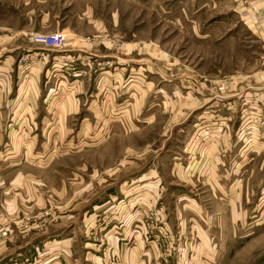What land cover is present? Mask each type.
Listing matches in <instances>:
<instances>
[{
  "label": "rangeland",
  "instance_id": "1",
  "mask_svg": "<svg viewBox=\"0 0 264 264\" xmlns=\"http://www.w3.org/2000/svg\"><path fill=\"white\" fill-rule=\"evenodd\" d=\"M238 20L226 0H0V59L29 62L36 100L10 118L0 71V264H264V51ZM47 71L71 108H45Z\"/></svg>",
  "mask_w": 264,
  "mask_h": 264
},
{
  "label": "crops",
  "instance_id": "2",
  "mask_svg": "<svg viewBox=\"0 0 264 264\" xmlns=\"http://www.w3.org/2000/svg\"><path fill=\"white\" fill-rule=\"evenodd\" d=\"M230 3L231 9L236 10L238 13V22L240 26L245 28V30L249 31L250 34L256 38V40L259 41V44H262L264 41V0H226ZM37 66V65H36ZM36 66H33L32 68H36ZM88 66V65H87ZM29 62L25 63H17V66L10 63L9 56L6 58L0 59V71L6 72V74L10 77L11 74L15 73L16 79H15V85L14 87V99L11 100L12 105L10 106V118L13 120H17L18 122L26 121L28 122L29 119H32L33 117L29 116V112L34 113V108H36V100L32 97L31 92V85H32V79L35 77L34 72H28L29 69ZM27 69V70H26ZM92 67L89 68H83L81 70V73H85L86 75H89L92 71ZM50 73L47 71L44 74V83L46 85H49L50 89L46 94V99H44V103H46L45 108H54V109H64L66 106L72 107V104L70 103V100L74 96V92L72 90H66L63 94L58 93L56 96H53L51 93L52 89V83L49 79ZM65 85H79L81 84V81H73V80H66L64 82ZM78 88H74V91L76 93H79L77 90ZM13 92V89H12ZM13 94V95H14ZM80 96V94H78ZM76 98V97H75ZM74 98V99H75ZM69 101V102H68ZM20 110V111H19ZM23 110L25 113V116L23 115ZM21 119V120H20ZM241 212V211H240ZM240 212H237V215H239ZM243 214V213H242ZM228 216H225V218L231 220L232 213H228ZM241 215V214H240ZM239 219V217H237ZM240 218H242L240 216Z\"/></svg>",
  "mask_w": 264,
  "mask_h": 264
},
{
  "label": "built area",
  "instance_id": "3",
  "mask_svg": "<svg viewBox=\"0 0 264 264\" xmlns=\"http://www.w3.org/2000/svg\"><path fill=\"white\" fill-rule=\"evenodd\" d=\"M65 36L62 33L51 35H38L35 36V42L48 48H60L64 45ZM262 49L264 51V41L262 42Z\"/></svg>",
  "mask_w": 264,
  "mask_h": 264
}]
</instances>
